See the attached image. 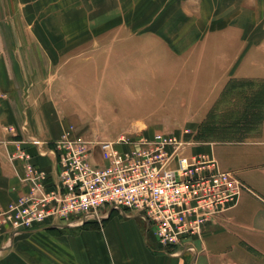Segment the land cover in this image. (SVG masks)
<instances>
[{"label": "crops", "instance_id": "crops-1", "mask_svg": "<svg viewBox=\"0 0 264 264\" xmlns=\"http://www.w3.org/2000/svg\"><path fill=\"white\" fill-rule=\"evenodd\" d=\"M216 108L262 127L242 140L193 135L190 151L244 186L200 251L160 250L142 220L115 214L4 236L0 264H264V0H0V211L26 192L25 162L55 175L69 125L108 140L111 125L150 135Z\"/></svg>", "mask_w": 264, "mask_h": 264}, {"label": "built area", "instance_id": "built-area-1", "mask_svg": "<svg viewBox=\"0 0 264 264\" xmlns=\"http://www.w3.org/2000/svg\"><path fill=\"white\" fill-rule=\"evenodd\" d=\"M193 135L187 127L151 135L120 128L99 140L67 126L55 142L54 176L25 162L27 190L0 211V239L42 226H102L118 214L142 220L160 250L194 252V240L236 206L244 186L212 154L192 153Z\"/></svg>", "mask_w": 264, "mask_h": 264}, {"label": "rangeland", "instance_id": "rangeland-1", "mask_svg": "<svg viewBox=\"0 0 264 264\" xmlns=\"http://www.w3.org/2000/svg\"><path fill=\"white\" fill-rule=\"evenodd\" d=\"M211 112L217 111L220 112L217 115H211L206 116L205 119H201V121H192L190 117H188L186 120H176L173 124L169 126H162V125H149L146 126L148 133H156L163 131L165 128L169 127H187L190 130H192L193 134L198 139V142L200 143H213V142H221L226 140H242L245 137L249 135L257 134L260 129L261 125L257 123H252L254 120L252 117H238V113L240 114L241 111L237 110L236 108H228L224 110H210ZM248 116L251 115L252 110L246 109L244 110ZM188 112V111H187ZM192 113V110L190 111ZM244 112V113H245ZM216 113V112H215ZM245 115V114H244ZM243 116V115H242ZM242 121H245L243 123ZM257 121V119L255 120ZM177 122V123H176ZM182 122V123H181ZM92 127V125H90ZM89 127V126H88ZM95 127V126H94ZM120 127H123V125H111L107 127V131H113V133H116ZM136 127V126H132ZM140 127V126H139ZM93 129V128H92ZM87 131V130H85ZM151 135V134H150ZM202 236V234H201ZM201 238V237H200ZM200 238H196L194 240L195 246L198 251L201 250V244H200ZM192 251H189L191 254ZM191 257L187 258V262L190 261Z\"/></svg>", "mask_w": 264, "mask_h": 264}, {"label": "trees", "instance_id": "trees-1", "mask_svg": "<svg viewBox=\"0 0 264 264\" xmlns=\"http://www.w3.org/2000/svg\"><path fill=\"white\" fill-rule=\"evenodd\" d=\"M87 225H95V226H96V224H86L85 226H87ZM85 226H84V227H85ZM97 226H98V225H97Z\"/></svg>", "mask_w": 264, "mask_h": 264}]
</instances>
